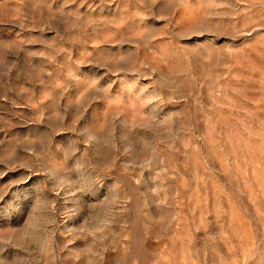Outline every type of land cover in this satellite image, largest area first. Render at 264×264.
Masks as SVG:
<instances>
[{"label":"rangeland","instance_id":"1","mask_svg":"<svg viewBox=\"0 0 264 264\" xmlns=\"http://www.w3.org/2000/svg\"><path fill=\"white\" fill-rule=\"evenodd\" d=\"M0 264H264V0H0Z\"/></svg>","mask_w":264,"mask_h":264}]
</instances>
